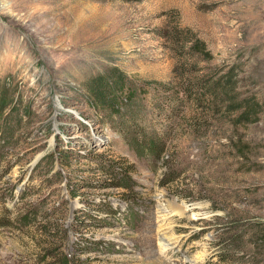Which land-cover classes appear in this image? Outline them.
Here are the masks:
<instances>
[{"label":"rangeland","instance_id":"1","mask_svg":"<svg viewBox=\"0 0 264 264\" xmlns=\"http://www.w3.org/2000/svg\"><path fill=\"white\" fill-rule=\"evenodd\" d=\"M7 124L0 264H264V0H0Z\"/></svg>","mask_w":264,"mask_h":264},{"label":"trees","instance_id":"2","mask_svg":"<svg viewBox=\"0 0 264 264\" xmlns=\"http://www.w3.org/2000/svg\"><path fill=\"white\" fill-rule=\"evenodd\" d=\"M115 76H116L118 82L121 81V77H122L121 75L115 73ZM195 83H196L195 85L197 88V90H196V93H197L198 91H200L203 88L205 83H201L200 80H198ZM205 85H207V84H205ZM206 87L209 89L210 86L207 85ZM217 88H219V87L215 86L214 88L209 89L210 93L212 94L213 92H215V89H217ZM129 93H131L130 90H129ZM129 93H127V96H128L127 99H129V102H127V104H126V106L128 108L131 107V105H132V97H133V99L135 97L134 93H131V95ZM191 97H192V95H191ZM172 98H175V97L172 96ZM113 105L114 104H111L110 106L113 107ZM155 107H159V106L155 105ZM131 109H133V110H129L128 114L132 117L133 120H136V122L139 121V119H136V117H138V116L134 113L136 111L135 108H131ZM7 126L8 127L5 130L0 131V137L4 140V143L6 145H9L12 141L13 136L10 135V133H12V128L9 130L10 125L7 124ZM126 126H127V124H126ZM133 126H135V125H133ZM143 135H145V134H143ZM131 140H132V142H130V143H132L131 148L134 149L136 154H141L143 152V150L147 147V145H148V149L151 150V153H153V152L156 153L157 150L159 149V146L156 144L155 138H154V140H151V142H148V139L146 137H143V136L137 137L136 135H134L131 138ZM145 145H146V147H145ZM93 158L95 159L98 167L101 170L107 171L109 173L113 172V173H118V174L120 172L123 173L125 171L124 167L121 165L122 163H120L119 161H115V160L106 161L103 154H96L93 156ZM6 215L7 214L5 211H0V228L6 227L7 225L10 224L8 217Z\"/></svg>","mask_w":264,"mask_h":264},{"label":"bare ground","instance_id":"3","mask_svg":"<svg viewBox=\"0 0 264 264\" xmlns=\"http://www.w3.org/2000/svg\"><path fill=\"white\" fill-rule=\"evenodd\" d=\"M187 211H188V207L184 206V207H181L177 213L179 216H183ZM170 216L171 215L166 213L165 210L164 211L162 209L159 210V220L158 221H159L160 227L158 229V232L160 233L159 234L160 236H159L158 240H159L160 245H161L160 250L162 253H165V252L169 251L170 249H172V247L174 245H176L177 242L179 241L178 239L173 237L172 234L169 233L172 230V224H171L172 222L170 221ZM169 245H170V247H169Z\"/></svg>","mask_w":264,"mask_h":264}]
</instances>
